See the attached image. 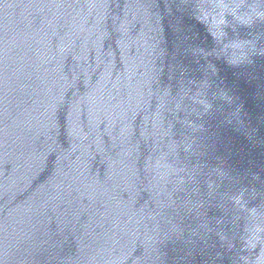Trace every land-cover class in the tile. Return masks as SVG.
I'll use <instances>...</instances> for the list:
<instances>
[{
  "label": "water",
  "instance_id": "obj_1",
  "mask_svg": "<svg viewBox=\"0 0 264 264\" xmlns=\"http://www.w3.org/2000/svg\"><path fill=\"white\" fill-rule=\"evenodd\" d=\"M0 264H264V0H0Z\"/></svg>",
  "mask_w": 264,
  "mask_h": 264
}]
</instances>
